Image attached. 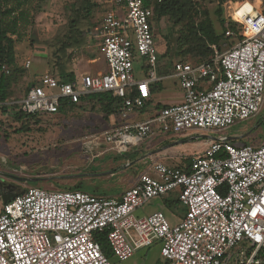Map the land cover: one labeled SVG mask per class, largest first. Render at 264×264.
Here are the masks:
<instances>
[{
  "label": "built area",
  "instance_id": "2783aa9c",
  "mask_svg": "<svg viewBox=\"0 0 264 264\" xmlns=\"http://www.w3.org/2000/svg\"><path fill=\"white\" fill-rule=\"evenodd\" d=\"M95 1L106 5L95 37L107 70L70 82L44 72L9 104L24 116L50 114L87 94L111 92L122 99L119 122L83 139L118 153L157 132L216 135L183 168L154 161L117 199L81 189H23L2 204L0 264H112L96 240L100 233L119 262L158 244L166 264H264V134L235 145L219 133L264 107V0H242L233 8L229 16L238 27L225 35L237 42L209 59L173 61L169 76L178 80L182 101L137 120L131 115L142 110L150 83L160 79L153 1ZM136 57L146 73L139 80ZM169 194L185 206L177 224L161 210L135 214Z\"/></svg>",
  "mask_w": 264,
  "mask_h": 264
},
{
  "label": "rangeland",
  "instance_id": "374dc122",
  "mask_svg": "<svg viewBox=\"0 0 264 264\" xmlns=\"http://www.w3.org/2000/svg\"><path fill=\"white\" fill-rule=\"evenodd\" d=\"M194 1L197 2V10L199 11L197 20L203 19L205 16L203 12H206V15L212 22L216 33H221L220 15H218L217 12L218 0ZM241 1L242 0H223L221 7L225 11V14L229 16L232 13L233 8ZM82 5H84V2L80 0H28L27 4L22 6V9H27L26 11L29 14L28 22L25 25L22 23L19 27V41H17L15 46V54L17 63L21 68L23 67L25 77L22 79L20 78L15 84L7 103L22 98L31 81L35 77L41 75L45 68L48 67L47 61H49L50 57L47 46L49 40L55 36V33L59 32V29H64L65 27L69 28L70 20L74 15L77 12H83L81 9ZM104 9H106L105 4ZM85 18H87V16ZM186 27L184 20L174 23L172 19L167 16L162 17L158 22L154 23V45L158 66H167L168 68H171L173 61L183 60L187 62L189 60L194 61L197 59L196 55L178 54V47L181 41H184L183 48H186L187 46V44H185L187 41L183 40L184 37H182L183 35L188 34ZM92 34L96 41L99 42L100 38L97 36L95 37V30ZM237 41V38H229V42L231 43ZM95 42L90 43V46L87 49L88 51H99ZM227 46V44H221L222 49H225ZM86 58L87 55L83 53L81 61L85 63ZM27 59L30 61V64L28 67H25L24 63ZM139 60L141 59L138 58V60H136L134 66V72L136 75L140 74L139 69L141 61ZM169 77L162 80V87L158 88L152 96L156 103L177 99L179 97V86L175 79ZM9 112L10 110L6 107L5 113H7V115L2 113L3 118H0V178L6 181L13 180V182L19 186L20 190L34 184H37V186L46 190H60L80 182L85 183L86 181H90L91 176L88 175L89 173L107 171L113 168L110 160L101 161L105 160L102 155L91 161L90 154L84 152L83 147L62 144L63 142L61 143V139H69V136L71 135V133L67 131L60 130L59 133L58 130V133L60 134L58 137L59 140L55 138V140L51 141L46 135H43L42 142H38V144H35L36 141L32 143L27 142L25 137L24 139H21L17 134L12 135L14 134L12 131L16 126H14L13 115ZM263 113L264 107H262L260 113L253 119L234 123L227 128L220 130L219 133L225 136H236L245 133L241 135L238 140L233 141L235 145L255 141L258 137H261L264 134V120H261L263 119ZM69 122L70 126H76L78 123L75 118H71ZM33 127L35 128V126ZM5 133L8 134L7 137L12 135L11 143H9L8 140H5ZM181 134L182 132L177 133V135ZM30 135L31 133L29 136ZM154 136L155 139H159L167 136V134L157 132ZM52 137H54L53 134ZM151 139L152 137L141 140L137 145L145 144L147 141L150 142ZM167 140L169 141V139ZM156 143L152 142L151 144L149 143L150 145L145 144V146L151 148L154 147L155 144V146L161 145L158 142ZM105 145L108 146L107 143H105ZM102 148L104 147H101L100 145L93 147L94 150L98 151L102 150ZM132 148L133 146H129L128 151ZM113 152L118 153L114 150ZM197 152L199 153V150L196 148L192 151L187 150V152L182 151L181 153H185L183 156L189 155V157H191ZM165 154L178 155L177 153L171 152H165ZM180 154L178 156H180ZM164 162L170 164L166 159H164ZM146 164L149 163L146 162ZM17 177L26 179L36 178L37 181H34V184H29L26 180H19ZM105 181H107V183ZM94 182L99 185L109 183L116 185L119 184V189H121L120 183L117 182L115 176L114 178H104L103 180L96 179ZM153 199L154 198L151 200ZM151 200L146 205L153 202ZM154 201L158 204V209H162L166 214L167 219H169V216L167 215L168 211L165 210L163 201L159 198H156ZM2 204L3 202L0 198V211ZM180 205L182 206H180L179 210H181L182 207L185 208L183 204L180 203ZM158 253L159 245L155 244L150 248L137 250L132 257L120 264H153ZM161 259L160 256V260Z\"/></svg>",
  "mask_w": 264,
  "mask_h": 264
},
{
  "label": "trees",
  "instance_id": "16d2710c",
  "mask_svg": "<svg viewBox=\"0 0 264 264\" xmlns=\"http://www.w3.org/2000/svg\"><path fill=\"white\" fill-rule=\"evenodd\" d=\"M80 1L84 2V5L81 7L83 12H77L74 15L70 20L69 28L65 27L64 29H59V32L55 33V36L49 40L47 46L50 57L47 64L50 68V73L57 72L58 74L56 77L63 82H70L75 79L71 72L65 70L66 66L64 63L68 62L73 55L72 52L68 53L69 48L74 45V43H79V37H83L86 32L87 34L94 32L96 26L100 23L101 14L104 10V6L95 0ZM152 1L154 5L153 24L158 22L164 16L172 19L174 23L184 20L188 34L183 35L182 37H184L183 40L187 41L185 43L187 46L186 48H183L184 41H181L178 47L179 55H196L198 60H204L219 54L223 50L221 44H227L228 46L232 45L233 42H229V37L225 35V30L237 29L238 24L233 21L230 16L225 14V11L221 7L223 0H218L217 6V12L218 15H220L221 24V33L219 34L216 33L212 22L206 15V12H203L205 15L203 19L197 20L199 11L197 10V2L194 0ZM27 2L28 0H0V115H3L6 107H8L10 110L9 113L13 115L14 118V126H16L12 131V133H14L12 135L17 134L18 137L27 134V132L38 123L41 125L35 127V131L42 134L48 133L50 131L49 129L56 124L52 119V115L61 110H68V107L78 105L80 102L73 104L63 103L61 108L55 113L27 116L16 111L15 105L7 103L15 84L20 78L22 79L25 77L23 67L21 68L16 60L15 46L17 41H19L20 25L22 23L25 25L28 22L29 14L26 11L27 9H22V6L26 5ZM86 16L87 18H85ZM170 71L171 68L169 72ZM152 90L154 91L155 88L153 87ZM85 97L95 101L93 103L90 100L92 108L99 105V109L103 112L105 119H108L110 115L119 116V112L122 108V99L113 95L111 92L90 93L85 95ZM96 102L98 104H96ZM5 114L7 115V113ZM261 120H264V118ZM4 135L6 136L5 140H9L12 136L10 135V137H7V133ZM49 137L51 141L55 140L54 137ZM190 158L191 157L188 158V163ZM175 167L183 168L182 165H177ZM26 182L29 184L35 183L30 180ZM32 186H37V184ZM63 189H81L91 192L89 191V189H91L90 186L81 182ZM96 240L99 242L103 252L109 257L112 264H114L112 261L113 256L109 251L105 235L103 233L98 234ZM156 264H166V261L162 258L161 260L159 259Z\"/></svg>",
  "mask_w": 264,
  "mask_h": 264
},
{
  "label": "crops",
  "instance_id": "0c3cea01",
  "mask_svg": "<svg viewBox=\"0 0 264 264\" xmlns=\"http://www.w3.org/2000/svg\"><path fill=\"white\" fill-rule=\"evenodd\" d=\"M95 41L96 39L93 37V34L92 33L87 34L86 32L83 37L81 38L79 37V43L77 44L74 43V45H72L69 48L68 53L72 52L73 55L68 62L64 63L66 66L65 70L71 72L75 78L84 73L98 74L105 72L107 70V65L105 63V60L103 59L99 51L87 50L88 47L90 46V43ZM95 43L98 46V41H96ZM83 53L87 55L85 63L81 61V56ZM138 58L139 57L135 58L134 66ZM139 61H141V65L139 69L140 74L136 75L135 72L133 71L134 78L136 80L142 79L146 76L145 68L143 66V60H139ZM169 70L170 68H168L167 66H160V65L156 66V75L160 77V79L154 80L153 82L150 83L151 94L147 103L142 108V110L133 113L130 119L133 120L143 119L146 116L152 114L159 107L167 106L171 104H177L182 101V89L178 80L175 77L172 78L175 79L180 89V95L177 99L156 103L154 98L152 97L156 92V90L162 87L161 85L162 80H165L166 78L169 77V73H171V71L169 72ZM44 72H51L49 66L45 68L43 73ZM53 74L57 76L58 73L54 72ZM153 87L155 88L154 91L152 90ZM90 100L93 103L95 102L93 101V99L82 96L78 105L68 107V110H64V111L61 110L55 113L54 115H52V119L53 121L56 122V124L52 126L51 129H49L50 131L48 133L42 134L40 132L35 131V128L33 127L29 132H27V134H23L19 138L24 139L25 137V140L27 142L32 143L36 141L35 144H37L38 142H42L43 135H46V137L50 139L49 136H52L53 134L54 138L59 140L58 137L60 136L59 134L60 130L65 132L67 131L70 132L71 135L69 136V139L60 138L61 143L63 142L62 144L83 147L84 152L90 154L91 161L95 160L97 157L101 155L103 156V158H105V160H101V161L110 160L111 164L113 165L112 166L113 168L111 170L94 172V173L92 172L89 173L88 175L91 176L90 177L91 180L92 179L103 180L104 178L105 179L111 177L114 178L115 176L117 178V182L120 183L121 189H119V184L116 185L109 183V184L99 185L96 184L94 180L86 181L85 184L90 186L91 188L89 189V191L93 192L94 194L105 195L116 199L119 198L125 189L137 183L139 175L142 172L147 171L150 164H152L154 161L164 162V159H166L170 164H167L165 162L164 163L169 166H177V165H182L183 167L187 166L189 155L183 156L185 153H181V152L182 151L187 152V150L192 151L193 149L196 148L197 150H199V152H202L203 149L206 147L208 141L213 139L216 135V133L214 132L211 131L204 132L201 130H188V131H184L181 135H177L176 133L169 132L166 133L167 136L161 137L159 139H155V136H153L154 138L152 137L150 142L147 141V143H145L146 145H148L149 143L151 144L152 142L154 143L158 142L161 144L158 145L159 147L155 146L157 143L154 145V147L151 148H149V146H145V144L143 143L141 145L134 146L132 149H130L129 151L127 150L124 153H115L102 141H100L99 143H92L88 139H83L85 135L107 130L112 125L119 122V117L117 115H110L108 119H105L103 112L99 109V105H96L92 108L90 105L91 104ZM96 104L98 103L96 102ZM0 118H3V116L0 115ZM71 118L73 119L75 118L78 121L76 126H70L69 121ZM40 125L41 124L38 123L34 126L39 127ZM30 133L31 135L29 136ZM243 134L232 136L235 137L232 140H238L239 137ZM167 139H169V141ZM8 142L9 143L12 142L11 138L8 140ZM96 145H100L101 147L104 148H102V150L100 151L94 150L93 147ZM165 152L177 153L178 155L180 153L181 154L180 156L167 155L165 154ZM146 162H148L149 164H146ZM105 182L107 183V181ZM156 198H159L163 201V206L165 210L168 211L167 215L169 216L170 220L168 219V221L170 222V224L172 225L177 224L182 219L185 212V208L182 207V209L179 210L180 206L182 205H180V202L178 201L176 196L174 194H169L165 197H156ZM156 198L151 200L153 202L149 203L148 205H144L140 208H137L135 214L137 216H145L156 210L163 211L162 209H158L159 208L158 204H156L154 201L156 200ZM156 257L153 264H156V262L160 259V254L158 253ZM112 261L114 262V264L121 263L115 260L114 257H112Z\"/></svg>",
  "mask_w": 264,
  "mask_h": 264
},
{
  "label": "water",
  "instance_id": "95a60500",
  "mask_svg": "<svg viewBox=\"0 0 264 264\" xmlns=\"http://www.w3.org/2000/svg\"><path fill=\"white\" fill-rule=\"evenodd\" d=\"M263 118H264V113H263ZM227 138L230 139V140H232V139L235 138V137H232V136L229 137V136H227ZM17 178H18L19 180L37 181L36 178H32V179H26V178H21V177H17ZM0 192H1V188H0ZM21 193H23V190H20V191L10 190L6 195H1V193H0V198H1V201H2L3 203H5V202H7L9 199H11V198H13V197H15L16 195L21 194Z\"/></svg>",
  "mask_w": 264,
  "mask_h": 264
},
{
  "label": "flooded vegetation",
  "instance_id": "af4514ba",
  "mask_svg": "<svg viewBox=\"0 0 264 264\" xmlns=\"http://www.w3.org/2000/svg\"><path fill=\"white\" fill-rule=\"evenodd\" d=\"M1 195H6L10 190L20 191L19 186L13 180L0 179Z\"/></svg>",
  "mask_w": 264,
  "mask_h": 264
}]
</instances>
